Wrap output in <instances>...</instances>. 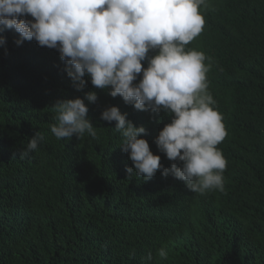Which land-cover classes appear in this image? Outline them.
I'll use <instances>...</instances> for the list:
<instances>
[{
  "label": "trees",
  "instance_id": "1",
  "mask_svg": "<svg viewBox=\"0 0 264 264\" xmlns=\"http://www.w3.org/2000/svg\"><path fill=\"white\" fill-rule=\"evenodd\" d=\"M205 21L186 47L211 58L208 90L228 135L218 145L225 191L204 195L160 171L127 177L132 161L101 112L117 106L145 126L165 167L171 161L154 140L171 117L90 80L77 91L56 49L17 45L18 33L0 26V264H264V0H209ZM88 91L98 95L85 100L96 138L57 140L53 105ZM35 133L37 150L20 158Z\"/></svg>",
  "mask_w": 264,
  "mask_h": 264
},
{
  "label": "clouds",
  "instance_id": "2",
  "mask_svg": "<svg viewBox=\"0 0 264 264\" xmlns=\"http://www.w3.org/2000/svg\"><path fill=\"white\" fill-rule=\"evenodd\" d=\"M208 7L209 0H0V26L18 33L17 45L35 40L56 49L77 91L90 80L94 89L120 96L137 110L171 117L154 140L171 161L165 167L141 135L145 126L134 125L117 106L101 112L102 120L116 122L119 147L132 161L127 177L148 181L160 171L204 195L225 191L227 159L218 145L228 135L208 90L211 58L186 47L202 33ZM5 43L0 36V45ZM85 100L96 103L97 92L53 105L57 123L50 130L57 140L96 138ZM42 139L35 133L19 157L37 150ZM157 255L167 259L168 252L161 247ZM152 258L149 252L146 259Z\"/></svg>",
  "mask_w": 264,
  "mask_h": 264
}]
</instances>
